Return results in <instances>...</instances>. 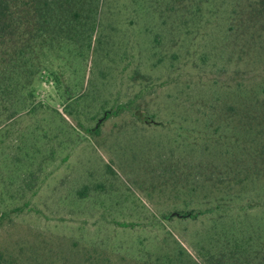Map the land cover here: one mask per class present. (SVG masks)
I'll return each instance as SVG.
<instances>
[{
  "label": "rangeland",
  "instance_id": "374dc122",
  "mask_svg": "<svg viewBox=\"0 0 264 264\" xmlns=\"http://www.w3.org/2000/svg\"><path fill=\"white\" fill-rule=\"evenodd\" d=\"M231 1H225L221 10H230ZM102 2L96 32L100 42L94 43L93 54L82 65L64 55L58 60L46 58L47 69L43 67L30 82L29 112L1 123L6 133L0 131V191L11 198L12 207L25 206L4 220L0 249H12L19 241L33 245L36 232L58 241L64 250L74 241H108L130 255L136 252L138 239L150 251L161 245L172 247L176 240L200 264L196 242L213 233L212 219L166 216L202 210L199 203L208 188L200 187L191 200L189 185L203 183L184 176L225 159L217 148L205 151L202 143L177 147L168 129L154 123L185 116L201 124L213 98L224 95L208 78L256 70L255 49L250 46L241 54L245 41L234 30L224 36L221 32L227 24L218 20L201 23L198 33L194 30L185 36L174 31L177 22L168 18L166 26L173 32L161 40L167 55L157 62L151 46L161 22L151 13L154 0L138 5L136 0ZM171 53H176L173 61ZM239 57L248 60L237 62ZM133 72L142 78L136 86L129 81ZM139 90L135 116L122 112L106 118ZM202 111H207L205 117L199 115ZM150 115L154 116L151 123ZM23 149L28 150V160L20 152ZM8 155L19 158L22 165L8 164ZM240 159L248 166L247 158ZM245 197L244 201L260 205L252 203L247 217L264 218V197L256 190ZM227 219L230 216L221 217L223 223Z\"/></svg>",
  "mask_w": 264,
  "mask_h": 264
},
{
  "label": "trees",
  "instance_id": "16d2710c",
  "mask_svg": "<svg viewBox=\"0 0 264 264\" xmlns=\"http://www.w3.org/2000/svg\"><path fill=\"white\" fill-rule=\"evenodd\" d=\"M102 1L0 0V126L24 110L29 112L30 82L43 67L47 69L46 58L51 56L58 60L64 55L82 65L93 54L94 43L100 42L96 32ZM133 1L130 0V4ZM136 1L137 5L142 3V0ZM225 1L230 3L231 0H163L160 5L154 0L156 5L150 7L152 15L161 22L160 32L154 33L151 46L158 56L157 62L167 55L161 40L173 32L166 26L168 18L177 22L174 31L185 36L194 30L198 33L201 23L223 22L227 24L226 30L221 32L224 36L234 30L237 38L245 41L241 44V54L244 55L251 46L258 58L254 60L256 70H235L224 74V79L223 75L208 78L207 82L224 90V95L213 98L210 113L201 124L196 120L190 122L185 116L154 123L160 129H168L172 134L171 142L177 147L185 142H188L187 146L202 143L205 151L210 147L217 148L225 159V162L212 163L208 168L196 167L197 171L184 176L186 179L192 176L196 183L197 180L203 183L186 186L191 200L196 194L198 196L200 187L208 188L202 196L204 202L199 203L202 210L191 208L170 214L166 219L176 217L194 221L201 215L212 219L213 233L196 242L200 264H264V218L247 217L253 209L252 203L257 207L260 205L254 200L244 201L252 190L264 197V0H234L230 10H221ZM241 2H244L242 9ZM169 58L175 60L176 53H171ZM241 60L248 59L239 57L236 61ZM141 79L136 72L129 76L135 86ZM64 91L66 94L67 89ZM140 93L139 90L127 103L116 105L106 118L122 112L135 116L134 112L139 109L133 105ZM206 112L199 115L206 116ZM149 119L151 123L154 116L150 115ZM2 132L6 133L5 130ZM20 152L28 160V150ZM241 156L247 158L248 166L241 164ZM7 159L8 164L11 162L15 167L22 165L17 157L8 155ZM171 190L181 192L180 188L172 187ZM2 193L1 190L0 229L9 215L20 213L25 206L12 207L11 198ZM207 196L211 198L205 202ZM186 206L188 203L184 204ZM224 215L230 219L223 223L221 217ZM34 237L37 242L33 245L19 241L12 249H0V264H198L176 240L172 247L161 245L157 251H150L143 249L137 238L138 248L130 255L108 241H74L64 250L58 241L42 232H36Z\"/></svg>",
  "mask_w": 264,
  "mask_h": 264
}]
</instances>
